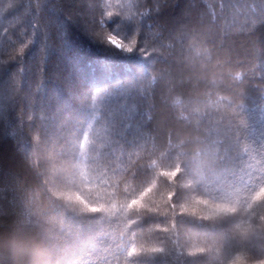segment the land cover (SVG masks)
Here are the masks:
<instances>
[{
	"label": "trees",
	"instance_id": "obj_1",
	"mask_svg": "<svg viewBox=\"0 0 264 264\" xmlns=\"http://www.w3.org/2000/svg\"><path fill=\"white\" fill-rule=\"evenodd\" d=\"M262 137L264 0H0V264H260Z\"/></svg>",
	"mask_w": 264,
	"mask_h": 264
},
{
	"label": "snow or ice",
	"instance_id": "obj_2",
	"mask_svg": "<svg viewBox=\"0 0 264 264\" xmlns=\"http://www.w3.org/2000/svg\"><path fill=\"white\" fill-rule=\"evenodd\" d=\"M113 43H115L114 40H113ZM128 51H132V50L129 49ZM261 145H262V147H264V137L261 138ZM180 172H181V166L179 164H177L176 168H175V171L166 172V173H163V175L170 176V177H175V176H177V173H180ZM139 175H146V173L143 170H141ZM261 180H264V177H262ZM197 183L199 184V181H197ZM148 190L150 191L151 189H148ZM220 195H221L222 202L215 205V208L217 209V211L222 213V214L236 213L237 212V207L235 206L236 202L232 201L229 198V194L221 193ZM262 201H264V185H262L259 188V191L255 192L254 195H251L248 198H246L243 202L247 205L248 208H252L253 204H257V203H260ZM138 203H139V201L134 199V200H132L131 204L128 205V208L131 209L133 205H136ZM260 206L264 207V203H260ZM98 211H100V209H98V208H92L91 209V212H93V213L98 212ZM165 231H167V229H165ZM14 247L17 249V251H20V252H23V251H26V250L27 251L31 250V251H34V252L37 251L34 248L30 249L28 247V242H26V241H24L22 239L16 241L15 244H14ZM151 251L154 252V253H159V252H161L163 250L160 249V248H153ZM135 253H136V248L135 247H133L131 250L127 251V255L129 257L133 256ZM260 264H264V261H261Z\"/></svg>",
	"mask_w": 264,
	"mask_h": 264
},
{
	"label": "clouds",
	"instance_id": "obj_3",
	"mask_svg": "<svg viewBox=\"0 0 264 264\" xmlns=\"http://www.w3.org/2000/svg\"><path fill=\"white\" fill-rule=\"evenodd\" d=\"M50 237L34 236L31 238L30 249L20 257H14L12 264H54L55 248L50 243Z\"/></svg>",
	"mask_w": 264,
	"mask_h": 264
}]
</instances>
